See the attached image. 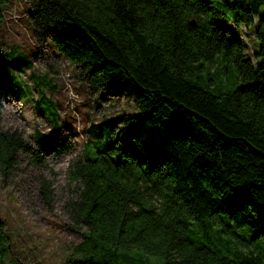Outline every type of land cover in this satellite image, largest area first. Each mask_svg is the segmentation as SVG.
Instances as JSON below:
<instances>
[{
	"label": "trees",
	"instance_id": "trees-1",
	"mask_svg": "<svg viewBox=\"0 0 264 264\" xmlns=\"http://www.w3.org/2000/svg\"><path fill=\"white\" fill-rule=\"evenodd\" d=\"M28 17L93 92L126 95L139 108L92 122L70 164L71 214L88 230L66 264H138L132 247L165 264H264V0H30ZM243 27L260 42L252 54ZM205 62L218 73L231 65L238 84L203 85ZM31 66L26 53L0 48V77L20 99L30 94L18 72ZM31 78L35 104L57 131V105L43 89L52 79ZM3 109L0 96L4 175L22 153L40 166L75 149L68 135L39 129L33 145L3 127ZM40 193L53 199L44 176ZM10 246L0 217V264Z\"/></svg>",
	"mask_w": 264,
	"mask_h": 264
},
{
	"label": "rangeland",
	"instance_id": "rangeland-1",
	"mask_svg": "<svg viewBox=\"0 0 264 264\" xmlns=\"http://www.w3.org/2000/svg\"><path fill=\"white\" fill-rule=\"evenodd\" d=\"M29 7L30 0H8L0 21V48L24 52L32 62L30 68L18 72L20 80L27 86L28 98L20 99L9 92L0 77V96L4 100L2 125L20 129L33 145H39L34 135L36 129L52 135L55 140L57 132H62L68 135L75 149L60 158L48 155L40 166L33 165L28 160L29 155L22 153L20 166L15 172L4 175L0 169V217L11 236L8 264H66L84 239L83 233L88 230L71 214L72 199L77 198L78 191L76 182L69 177L70 164L81 155L85 143L91 138L88 127L92 122L138 112L139 108L126 95H111L105 89L93 92L80 76L79 67L70 62L51 39L41 41L38 38L28 17ZM219 21L232 34L236 33L231 21ZM247 43L251 54L259 49L257 37L249 36ZM234 72L228 65L218 73L215 64L211 67L209 62H205L198 80L203 85L235 86L238 82L233 78ZM31 73L52 79L43 89L57 105L60 115L57 131L35 104L40 91ZM9 82L17 92V78ZM42 176L52 181L54 196L50 202L40 193ZM129 254L138 264H165L164 256L147 253L138 247H132Z\"/></svg>",
	"mask_w": 264,
	"mask_h": 264
},
{
	"label": "built area",
	"instance_id": "built-area-1",
	"mask_svg": "<svg viewBox=\"0 0 264 264\" xmlns=\"http://www.w3.org/2000/svg\"><path fill=\"white\" fill-rule=\"evenodd\" d=\"M240 30V33H241V36L246 40V41H249V36L247 35L246 33V27H243Z\"/></svg>",
	"mask_w": 264,
	"mask_h": 264
}]
</instances>
